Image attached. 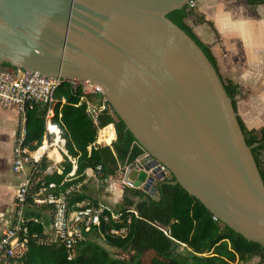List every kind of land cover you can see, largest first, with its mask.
<instances>
[{"label":"water","instance_id":"water-1","mask_svg":"<svg viewBox=\"0 0 264 264\" xmlns=\"http://www.w3.org/2000/svg\"><path fill=\"white\" fill-rule=\"evenodd\" d=\"M189 1L0 0V63L99 85L146 153L126 167L127 183L158 199L164 176L264 247V182L232 98L167 16Z\"/></svg>","mask_w":264,"mask_h":264},{"label":"trees","instance_id":"trees-1","mask_svg":"<svg viewBox=\"0 0 264 264\" xmlns=\"http://www.w3.org/2000/svg\"><path fill=\"white\" fill-rule=\"evenodd\" d=\"M241 1H246L251 7L264 4V0ZM193 14V9L186 4L169 12L167 16L196 41L219 73L209 46L185 21ZM2 64L10 66L8 63ZM223 84L236 111L235 97L240 93V87L231 81H223ZM107 105L109 106L108 103ZM109 109L112 114L104 110L98 115V122L94 123L86 113V104L80 102L79 95L66 92V101L60 109L61 117L56 116L54 121L62 129L68 154L76 160L77 177L73 181L61 183L72 165L65 158L63 173H54L45 178L47 182L55 181L57 185L61 184L55 192L63 191L76 180H82L87 168L100 164L105 177L114 176L121 166L133 163L143 154V149L135 142L131 132L125 129L122 120L110 106ZM58 111L56 108V113ZM237 118L264 182V126L260 129H248L238 115ZM109 124L114 125L116 140L110 145L96 144L98 130ZM43 125V120L36 112L29 114L28 140L36 141L35 145L30 143L32 149L42 142ZM167 180L164 178L158 181V199H154L141 188L127 186L124 189L119 221L111 220L108 225H103V230L112 226H125L127 233L124 237L106 235L108 245L124 251H133L134 264H247L255 257L259 258V262H264L263 246L245 239L227 225L213 219L211 212L198 199L179 184H170ZM85 199L84 193H75L71 195L68 203L70 207H74ZM28 201H32L30 195ZM128 217L129 223L126 221ZM157 225L169 228L170 235H166ZM33 229L40 231L41 227L35 226ZM181 245L184 246L183 253L177 251ZM21 264L131 263L111 256L104 247L87 240L79 245L71 260L67 259L63 245H37L30 242Z\"/></svg>","mask_w":264,"mask_h":264},{"label":"built area","instance_id":"built-area-1","mask_svg":"<svg viewBox=\"0 0 264 264\" xmlns=\"http://www.w3.org/2000/svg\"><path fill=\"white\" fill-rule=\"evenodd\" d=\"M195 0L188 2V7L194 6ZM79 95L80 102L86 104V113L98 122V115L108 110L102 88L88 79H71L63 76H46L37 71L4 66L0 63V109L14 111L17 114V130L15 133L11 166L14 172L24 173L25 177L19 184L14 195V215L10 225L0 234V264H21L30 242L37 245H63L67 259L71 260L77 253L82 242L90 239L92 234L99 235L108 245L106 235L124 237L127 227H109L103 230L111 220L119 221L120 214L113 212L105 204L96 201L76 203L75 208L69 206L72 194L81 190L83 182L76 180L63 191L55 192L57 185L54 181H46L45 176L59 171L47 162L49 151L57 149L66 154L62 129L54 121L61 117V106L66 101V92ZM58 108V113H56ZM31 112H36L43 120L42 142L31 148L28 140V119ZM36 144V141L33 142ZM146 154V153H143ZM72 164V171L67 173L64 181H73L76 160L66 154ZM160 171H167L163 164H158ZM127 166L124 167L123 173ZM92 169V177L97 181H107L103 175L102 165ZM162 176L155 181L164 179ZM126 185L131 184L124 181ZM29 195L36 204H47L51 207L49 224L41 231L34 228L42 225V221L26 216V202ZM213 219L217 220L215 217ZM127 223L130 218L126 219ZM165 234L170 229L157 225Z\"/></svg>","mask_w":264,"mask_h":264},{"label":"crops","instance_id":"crops-1","mask_svg":"<svg viewBox=\"0 0 264 264\" xmlns=\"http://www.w3.org/2000/svg\"><path fill=\"white\" fill-rule=\"evenodd\" d=\"M260 6L263 11L241 0H197V13L202 14L212 27L207 22H196L193 26V31L209 46L215 57L222 80L239 85L240 93L235 97L236 113L248 129H260L264 126V4L258 5ZM17 122L16 112L0 109V234L13 219L14 195L25 177L24 173L14 172L11 166ZM108 126H112L114 131L110 143L99 139L102 131ZM97 138L95 143L98 145H110L114 142L116 140L114 125L109 124L99 129ZM33 142L35 141H31L32 144ZM64 149L69 155L66 147ZM52 150H55L60 158L51 153ZM66 154L57 149L49 151L50 157L47 162L59 170L54 173H63ZM124 167L121 166L114 176H108L107 181L104 182L93 178L92 169L87 168L81 180L83 185L78 192L86 195V199L81 202H101L111 211L119 213L123 205L124 189L128 186L124 183ZM76 177L75 174L74 179ZM57 189L58 187L55 190ZM31 200L26 202V216L42 221V225H35L40 226L42 230L43 226L49 224L51 207L47 204L34 203L32 197ZM89 240L96 242L107 251L109 250L107 247L117 250L99 242V235L92 234ZM130 252L134 257L133 251Z\"/></svg>","mask_w":264,"mask_h":264},{"label":"rangeland","instance_id":"rangeland-1","mask_svg":"<svg viewBox=\"0 0 264 264\" xmlns=\"http://www.w3.org/2000/svg\"><path fill=\"white\" fill-rule=\"evenodd\" d=\"M264 7V6H263ZM190 8V7H189ZM192 9H193V11H194V14L193 15H191V16H189L188 18H186L185 19V21H186V23L189 25V26H191V28L193 29V26L195 25V23L196 22H199V21H197L198 19H202L203 21L202 22H207L208 23V25H210L211 27H212V25L210 24V22L209 21H206L204 18H203V15L201 14H198L197 13V0H195V2H194V6L193 7H191ZM253 8H258V9H260V11H263V10H261L262 9V7L260 6V7H258V6H255V7H253ZM201 23V22H200ZM237 97V96H236ZM235 101H236V99H235ZM54 152H52L53 154H56V156H58V153L55 151V150H53ZM99 242H101V243H103V244H105L103 241H102V239H101V237H100V241ZM106 245V244H105ZM109 250V252H110V254H111V256H113V257H119V258H124L125 260H127L128 262H130L131 264H134L133 263V260H134V257H133V255H132V252H130V251H122V250H120V251H118V249L116 250V249H111L110 247H107ZM177 251L179 252V253H183L184 252V246H180V247H178L177 248ZM260 260H259V258L258 257H255V258H253L252 260H250L247 264H264V262H259ZM234 264H237L236 262H234Z\"/></svg>","mask_w":264,"mask_h":264},{"label":"bare ground","instance_id":"bare-ground-1","mask_svg":"<svg viewBox=\"0 0 264 264\" xmlns=\"http://www.w3.org/2000/svg\"><path fill=\"white\" fill-rule=\"evenodd\" d=\"M114 137V131L112 129V126H108V128H106L105 130L102 131V133L100 134V141H104V142H109L110 140H112V138ZM98 139V138H97ZM103 142V143H104ZM53 151V150H52ZM51 151V153H52ZM60 158V157H59Z\"/></svg>","mask_w":264,"mask_h":264}]
</instances>
